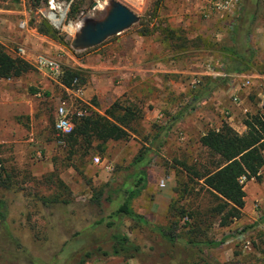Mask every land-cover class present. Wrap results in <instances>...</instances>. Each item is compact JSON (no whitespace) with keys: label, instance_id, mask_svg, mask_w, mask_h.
Masks as SVG:
<instances>
[{"label":"rangeland","instance_id":"rangeland-1","mask_svg":"<svg viewBox=\"0 0 264 264\" xmlns=\"http://www.w3.org/2000/svg\"><path fill=\"white\" fill-rule=\"evenodd\" d=\"M58 1L66 12L61 27L48 17L51 12L47 0H2L5 9L23 8L34 28L43 21L53 34L52 38L42 36L41 43L54 51L36 54L57 58L63 69L79 72L83 80L88 73L80 65L90 63L97 52L101 59L116 62L143 39L162 41L166 68L159 89L166 99L160 104L156 98L154 103L162 109L153 120H147L145 102L123 93L117 101L139 110L140 117L131 124L132 132L124 141L107 142L101 153L95 148L88 149L86 154L82 152L81 158L69 156L62 137L53 130L57 102L41 97L35 102L31 120L27 117L20 121L21 126L4 116L0 121V203L3 204L0 212H4L0 221V264H65L63 255L71 248L79 250V243L70 244L68 251L65 248L64 254L57 256L62 243L92 221L86 200L103 185L115 179L119 184L136 174L139 170L132 162L146 150V165L141 169L145 186L130 207L146 221L170 230L175 241L167 242L147 227L124 219L121 229L138 246V253L126 260L109 257L91 263L264 264V222L259 220L264 206L251 197L252 181L256 180L243 184L248 197L244 203L250 213L240 212L237 219L220 226V216L212 212L216 201L199 180L184 170L209 162L197 140L208 129L229 125L230 112H225L233 103L229 92L233 86H238L237 104L246 109V115L264 112V57L260 51L254 52L250 69L240 74L244 79L233 82L231 76H221L227 75L233 65L224 49L235 47L241 52V46L236 44L237 36L232 34L241 0L230 15L222 17L206 12L207 2L203 0L197 12H187L189 18L181 22L173 16L178 0H114L130 9L137 21L119 35L79 51L70 48L72 37L83 20L101 19L111 0ZM260 14L263 17L262 7ZM165 27L175 31L171 44L163 36ZM139 31H146L147 35L141 36ZM13 50L16 52V48ZM216 78L224 83L219 84ZM36 93L41 96L39 87ZM234 109L240 115L238 123L242 122L245 116H241L239 108ZM93 157H98L102 165L108 164L111 170L106 172L94 165ZM54 197L58 201L54 204L43 206L40 202L42 198ZM185 213L189 224L182 222ZM238 220L241 222L237 223ZM101 235L102 230L96 241ZM198 242L221 244L204 247ZM101 247L108 249V245ZM74 254L67 257L70 264L77 259Z\"/></svg>","mask_w":264,"mask_h":264},{"label":"trees","instance_id":"trees-1","mask_svg":"<svg viewBox=\"0 0 264 264\" xmlns=\"http://www.w3.org/2000/svg\"><path fill=\"white\" fill-rule=\"evenodd\" d=\"M35 31L40 36L49 38L53 36L43 21L35 28ZM162 32L168 42L172 41L175 31L165 27ZM234 33L233 31V36ZM139 34L146 36L147 32L139 31ZM224 52L233 62V65L229 67L227 76H237L250 69L254 51L247 43L241 46V52H238L235 47L226 48ZM31 69V66L25 61L18 57H11L0 46V79H16ZM73 78L78 79L79 86L82 85L83 79L79 72L62 69L59 82L66 88H70ZM215 80L219 81V84L224 83L223 79L216 78ZM139 117V110L134 105H124L118 101L106 109L103 115L90 112L81 118L70 116L72 131L62 137V143L68 150L69 156H75V158H81L82 152L86 154L88 149L93 148L96 152L101 153L108 141L116 142L127 139L132 132V122ZM242 125L244 132L240 134L227 124H222L218 129L206 130L197 142L207 153L209 162L200 163L197 168L187 169L184 167L185 172L199 180L202 188L216 201L212 212L220 216V226H226L231 220L240 216L245 196L243 184L239 182L240 179L243 177L246 181L250 179L258 181V172L264 165V112L256 111L246 115L242 120ZM93 144L95 145L93 146ZM147 152L148 150L139 153L132 162V165L139 171L146 165L144 156ZM139 171L130 176L128 180L123 179L118 184L115 179L112 183L105 184L91 193L85 202V206L92 217V221L64 241L57 254V256H61L64 254L65 248L67 251L70 249V247L68 248L70 244L76 246L79 243V250L71 248L67 255H63L65 264H70L68 258L74 253L73 257L77 259L72 264H88L92 260L109 257L121 258L122 260L133 258L139 249L122 231L124 219L147 227L167 242L175 241L170 230L165 231L146 221L144 217L134 213L131 209V201L139 195L145 186L144 174L142 170ZM40 202L46 206L58 201L57 197H54L51 199L42 198ZM2 207L3 204L0 203V208ZM184 217L188 219L186 213ZM3 218L4 212H0V221ZM259 220L264 222V214ZM189 223L190 221L187 224ZM101 230L103 237L96 241L95 237ZM72 238H76V240L73 241ZM198 243L204 247L221 244V242ZM101 245H108V249H102ZM50 264L54 263L51 262Z\"/></svg>","mask_w":264,"mask_h":264},{"label":"crops","instance_id":"crops-1","mask_svg":"<svg viewBox=\"0 0 264 264\" xmlns=\"http://www.w3.org/2000/svg\"><path fill=\"white\" fill-rule=\"evenodd\" d=\"M18 1L22 2L23 0ZM188 1L189 4L186 3ZM202 1L178 0L176 7L173 8V16L176 17L178 22L188 19L186 13L197 12L196 8L201 6ZM208 1L210 0H206V2ZM261 7L264 11V0H241L237 12L238 16H235L233 21L235 26L233 30L235 32L234 36H237L236 44L243 46L247 43L254 52L260 51L263 58L264 15L261 17ZM17 8L18 6H14V10H7L2 0H0V46L11 57H16L13 48H23L27 56L22 60L31 66L29 60L36 54L35 52L54 51V49L49 45L43 47L41 42H44V39L42 36L37 35L32 23H28L26 30L21 31L17 28L19 21H30L28 17L26 18L23 8L16 10ZM139 46L129 48L122 58H117L116 62L101 59L100 53L97 52L90 59V63L80 65L88 73V76L82 80L78 97L85 110V115L90 112L103 115L106 109L116 102L123 93L127 92L126 96L132 94L133 99H141L148 106L147 109L145 108V118L147 120L155 118L162 107L155 104L154 101L157 98L161 104L166 99L163 97L161 89H159L163 86L162 74H165L164 69L166 68V65L163 64L164 44L159 40L143 39ZM31 68L29 72L19 78L0 79V121L4 116H9L16 125L21 126L20 121L24 122L27 117L28 120H31L35 112V102L41 100V97L58 104L64 101L67 107H71L74 98L70 94L69 88H66L60 82L50 80L45 73L36 71L32 66ZM234 79H244V75L233 76V82ZM38 87L42 91L41 96L36 93ZM229 92L236 98V101L232 100V105L227 107L228 111L225 114L230 112L227 122L233 130L240 134L244 132V126L242 122L238 123L240 115L234 108H239L241 116H246V109L237 104L239 101L237 96L238 86H233ZM150 105L154 107H150ZM1 157L2 153L0 152ZM99 168L103 170L102 166H99ZM258 175L260 179L258 182L251 180L253 182L251 197L252 200H257L264 206V185L262 183V180L264 181V165L260 168ZM244 193V198H248L245 189ZM247 207V203H244L241 213L247 212L249 214L250 208ZM238 221L237 223L241 222V220ZM103 264L116 263L104 262Z\"/></svg>","mask_w":264,"mask_h":264},{"label":"built area","instance_id":"built-area-1","mask_svg":"<svg viewBox=\"0 0 264 264\" xmlns=\"http://www.w3.org/2000/svg\"><path fill=\"white\" fill-rule=\"evenodd\" d=\"M54 2H56V0H47L46 2L47 8L49 9L51 4ZM238 2L239 0H210L207 2V8L205 9V11L208 13L218 14L220 17L230 15V13H232L235 10ZM29 22L30 21L27 20H21L17 23V28L21 31L26 30L28 28ZM15 55L20 59H23L27 56L23 48L16 49ZM29 61L31 62V66L33 68H35L40 72L45 73V75L50 80L59 82L63 68L61 66L60 61L57 58L48 57L42 54H35L31 57ZM221 76L224 77L227 75H221ZM244 84L247 85L248 82L246 81ZM68 90L74 98L71 107H67L66 103L64 101H61L55 108V113H54L55 119L53 121V130L57 135H60L61 137L70 134L72 131V124L69 120L70 116L81 118L84 117L85 115V110L83 109L82 104L79 102V98H78L81 89L77 78L72 79L70 83V88ZM233 101H236V98L233 97ZM92 163L94 165H97L98 167L102 166V169L106 172L111 170L108 164L102 165V162L99 161L98 157H93ZM251 180L253 179H250V181ZM239 182L245 184L246 180L245 178L242 177ZM159 187L161 188L164 187V183L162 181L159 183ZM187 221L188 219L186 217L182 218V222H187Z\"/></svg>","mask_w":264,"mask_h":264},{"label":"water","instance_id":"water-1","mask_svg":"<svg viewBox=\"0 0 264 264\" xmlns=\"http://www.w3.org/2000/svg\"><path fill=\"white\" fill-rule=\"evenodd\" d=\"M137 21L135 14L125 5L111 0L99 20H83L70 41V48L79 51L101 44L105 39L119 35Z\"/></svg>","mask_w":264,"mask_h":264},{"label":"bare ground","instance_id":"bare-ground-1","mask_svg":"<svg viewBox=\"0 0 264 264\" xmlns=\"http://www.w3.org/2000/svg\"><path fill=\"white\" fill-rule=\"evenodd\" d=\"M49 11L51 13L48 14V17L51 19L55 26L61 27V19L64 18V15L66 13L63 4L59 3V1L57 0L56 2L51 4Z\"/></svg>","mask_w":264,"mask_h":264}]
</instances>
